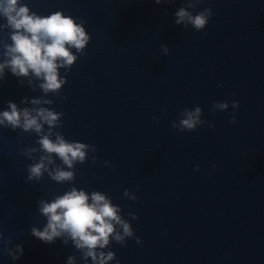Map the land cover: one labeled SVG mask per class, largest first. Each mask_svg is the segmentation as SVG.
<instances>
[{"label":"water","instance_id":"water-1","mask_svg":"<svg viewBox=\"0 0 264 264\" xmlns=\"http://www.w3.org/2000/svg\"><path fill=\"white\" fill-rule=\"evenodd\" d=\"M25 3L39 15L70 14L91 36L67 74L60 94L66 99L46 98L64 114L60 131L67 140L98 149L94 165L90 153L76 166L74 186L106 193L125 219L138 214L130 223L142 244L113 242L119 264H264V0H203L196 11L211 8L214 16L201 32L174 24L184 0ZM5 43L8 33L0 32V52ZM41 95L9 74L0 83V110ZM225 101L239 102L235 124L231 106L211 111ZM196 106L214 130L172 129L180 109ZM37 139L0 128V233L10 247L23 244L17 264H65L78 256L71 245H46L30 235L44 223L37 202L72 186L46 175L27 181V167L40 153L31 161L20 153L38 148ZM125 190L137 200L126 199ZM3 249L0 242V264H12Z\"/></svg>","mask_w":264,"mask_h":264},{"label":"clouds","instance_id":"clouds-1","mask_svg":"<svg viewBox=\"0 0 264 264\" xmlns=\"http://www.w3.org/2000/svg\"><path fill=\"white\" fill-rule=\"evenodd\" d=\"M166 2L168 0H154L156 5ZM202 3L203 0H184L174 13V24L185 29L191 27L197 32L205 30L214 12L207 7L196 11ZM0 21V32L6 31L11 41L3 44L0 52V83L10 74L21 86L26 81L32 91L38 89L42 93L37 98H23L24 107L8 101L6 108L0 110V128L38 137V148L29 147L20 153L30 161L34 154L40 153L38 160L27 167L28 182L39 183L46 175L56 184L72 185L63 194L37 202V212L44 223L32 226L30 235L46 245L57 241L65 247L71 245L78 256L69 255L65 264H78V261L81 264H119L111 250L113 242L125 246L127 240L134 239L137 245L142 244L130 223L138 219V214L129 212V219H125L122 208L106 193L78 190L74 186L76 166L85 164L90 153L94 165L98 149L95 145L67 140L60 131L64 114L52 107V99L46 98L66 99L60 94L67 84V74L91 41L85 22L61 11L39 15L31 11L25 0H0ZM169 51L166 45H161L164 56L169 55ZM230 106L233 111L229 123L235 124L236 110L240 107L238 101L231 105L227 101L214 102L211 111L227 112ZM202 116L199 106L180 109L171 127L180 133H192L201 126L214 130L215 125ZM104 167L115 171L108 161L104 162ZM215 168L213 164L212 169ZM194 171L198 172L199 167ZM136 190H140L139 186ZM123 196L133 202L137 200L129 190H125ZM0 242L4 245V255L12 264H17L24 255L23 244L10 247L11 241L6 240L3 233H0Z\"/></svg>","mask_w":264,"mask_h":264}]
</instances>
